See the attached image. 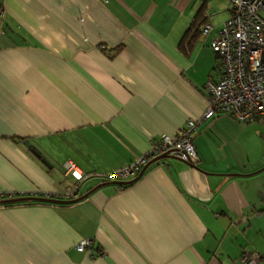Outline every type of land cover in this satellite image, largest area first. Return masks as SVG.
Listing matches in <instances>:
<instances>
[{
  "label": "crops",
  "instance_id": "crops-1",
  "mask_svg": "<svg viewBox=\"0 0 264 264\" xmlns=\"http://www.w3.org/2000/svg\"><path fill=\"white\" fill-rule=\"evenodd\" d=\"M0 3V192L60 194L75 182L67 159L91 174L76 202L0 204V264H244V251L264 253L242 245L251 223L264 240V157L230 115L196 125L192 164L161 158L123 186L99 176L201 118L230 0L212 13L211 0ZM200 8L212 32L182 42ZM83 238L93 250L76 249Z\"/></svg>",
  "mask_w": 264,
  "mask_h": 264
},
{
  "label": "built area",
  "instance_id": "built-area-1",
  "mask_svg": "<svg viewBox=\"0 0 264 264\" xmlns=\"http://www.w3.org/2000/svg\"><path fill=\"white\" fill-rule=\"evenodd\" d=\"M228 18L216 30L210 40V47L217 55L216 73L205 84L207 106L198 120L188 119L176 136L160 134L152 138L149 148L128 164L105 174H99L107 181L120 182L134 178L157 157L168 154L193 163L197 160L192 143L196 125L204 119L220 114L230 115L241 124L264 120V0H230ZM4 6L0 3V33L4 31ZM213 30L206 22L199 27L203 36ZM64 174L75 182L60 194L43 191L0 192V199L35 197L59 200L78 198L80 182L91 174L82 172L71 160L63 162ZM258 212L257 215H260ZM78 251L93 250V240L81 239L76 245ZM101 253V251H97ZM261 258L264 253L244 251L239 261L244 264Z\"/></svg>",
  "mask_w": 264,
  "mask_h": 264
},
{
  "label": "rangeland",
  "instance_id": "rangeland-1",
  "mask_svg": "<svg viewBox=\"0 0 264 264\" xmlns=\"http://www.w3.org/2000/svg\"><path fill=\"white\" fill-rule=\"evenodd\" d=\"M212 3H209V13L213 11H217L218 7L224 5L225 0H211ZM227 5V4H226ZM249 126L248 135H249V148L251 149V154L253 158L264 157V120L263 121H255L249 124H242ZM248 224H246L247 227ZM261 232L256 230L254 224H250L246 228L245 235L248 236L254 242H241L242 245H247L249 250H264V240L262 239ZM261 252V251H260Z\"/></svg>",
  "mask_w": 264,
  "mask_h": 264
},
{
  "label": "water",
  "instance_id": "water-1",
  "mask_svg": "<svg viewBox=\"0 0 264 264\" xmlns=\"http://www.w3.org/2000/svg\"><path fill=\"white\" fill-rule=\"evenodd\" d=\"M24 144L28 147L29 144L24 142ZM167 157H173V156H170L168 154H164V155H161L159 157H157L156 159H154L153 161L155 160H158V159H161V158H167ZM189 162V161H187ZM190 164H192L191 162H189ZM146 167H144L136 177L132 178L131 180H126V181H120V182H113V183H116V184H129L133 181H135L138 177L141 176V174L143 173V171L145 170ZM81 197H78L76 199H73V200H59V199H47V198H35V197H16V198H7V199H1L0 200V204H6V203H14V202H21V201H41V202H49V203H72V202H76L78 200H80Z\"/></svg>",
  "mask_w": 264,
  "mask_h": 264
},
{
  "label": "trees",
  "instance_id": "trees-1",
  "mask_svg": "<svg viewBox=\"0 0 264 264\" xmlns=\"http://www.w3.org/2000/svg\"><path fill=\"white\" fill-rule=\"evenodd\" d=\"M202 13H203V9L200 8L196 14V17L194 19V21L192 22V24L188 27V29L186 30V33L184 34L183 38H182V42L185 40V38L187 37V35L189 33L193 34L195 32H199V27L205 23V20L202 19ZM196 36V35H195ZM194 36H192L193 38ZM123 186V185H122ZM1 200V199H0ZM41 202V201H39Z\"/></svg>",
  "mask_w": 264,
  "mask_h": 264
}]
</instances>
